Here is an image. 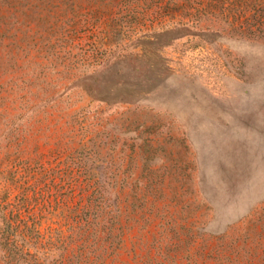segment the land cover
<instances>
[{
    "label": "rangeland",
    "instance_id": "1",
    "mask_svg": "<svg viewBox=\"0 0 264 264\" xmlns=\"http://www.w3.org/2000/svg\"><path fill=\"white\" fill-rule=\"evenodd\" d=\"M102 1L0 10V232L35 225L45 264H264V41L140 0L106 42Z\"/></svg>",
    "mask_w": 264,
    "mask_h": 264
},
{
    "label": "trees",
    "instance_id": "2",
    "mask_svg": "<svg viewBox=\"0 0 264 264\" xmlns=\"http://www.w3.org/2000/svg\"><path fill=\"white\" fill-rule=\"evenodd\" d=\"M12 1L0 0V10L11 12L14 8ZM143 2L146 3V0ZM140 3H142L140 0H110L108 5L103 0L101 7H104L105 16L112 24L106 25L102 40L112 43L111 39L114 38L112 30L124 27L123 20H114L122 14L112 16L113 12L108 7L119 5V10L126 11L129 15L128 23L137 25L147 15L146 11L138 13L135 10ZM155 7L160 11L162 20L168 19L178 25L204 32H218L242 40L264 41V0H158ZM203 21L206 22V26L198 29V25ZM113 22L117 24L113 25ZM98 207L89 204L80 209L76 208L73 215L78 216V222L73 225L70 234H75L78 239L87 242L88 239L96 238L103 233L100 227L101 222L106 219V213L105 208ZM3 214V210L0 209L1 219ZM0 233V253L5 264H45L34 260L32 250L38 251L37 241L41 240L39 228L35 225L3 221ZM80 259L79 256V262Z\"/></svg>",
    "mask_w": 264,
    "mask_h": 264
}]
</instances>
